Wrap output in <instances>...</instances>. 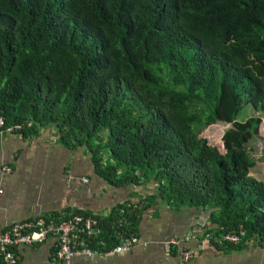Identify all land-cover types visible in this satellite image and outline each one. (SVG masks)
Wrapping results in <instances>:
<instances>
[{
  "label": "trees",
  "instance_id": "16d2710c",
  "mask_svg": "<svg viewBox=\"0 0 264 264\" xmlns=\"http://www.w3.org/2000/svg\"><path fill=\"white\" fill-rule=\"evenodd\" d=\"M248 108L264 112V0H0L6 126L53 128L109 185L155 186L145 205L209 210L216 234L263 244ZM214 124L221 150L201 137ZM139 215L99 221L106 250Z\"/></svg>",
  "mask_w": 264,
  "mask_h": 264
},
{
  "label": "crops",
  "instance_id": "0c3cea01",
  "mask_svg": "<svg viewBox=\"0 0 264 264\" xmlns=\"http://www.w3.org/2000/svg\"><path fill=\"white\" fill-rule=\"evenodd\" d=\"M253 114L261 116V124L259 135L247 145L255 163L249 175L264 182V112L253 110ZM24 123L30 126L22 132L0 135V233L15 223L37 218L63 221L69 215L82 214L98 221L113 219L125 205L127 211L140 213L132 229L134 235H127L137 237L140 243L127 254L114 255L112 247L106 250L108 245L93 241L108 253L75 257L69 264H264V243L259 244L256 238L246 237V244L218 249L203 241L206 232L219 235L208 222L211 211L174 209L160 199L145 205V198L156 194L151 183L111 186L94 173L83 148L70 150L58 140L53 128L23 134L31 127L29 121ZM3 168L10 172L4 173ZM120 227L118 223L115 237L126 236L117 233ZM187 237L191 241L186 243ZM172 241L181 245L173 246ZM180 251L189 253L187 262ZM16 255L15 264H64L54 260L50 239L37 246L17 248Z\"/></svg>",
  "mask_w": 264,
  "mask_h": 264
},
{
  "label": "built area",
  "instance_id": "2783aa9c",
  "mask_svg": "<svg viewBox=\"0 0 264 264\" xmlns=\"http://www.w3.org/2000/svg\"><path fill=\"white\" fill-rule=\"evenodd\" d=\"M30 126L29 123H14L6 126L4 119L0 117V135H13L22 132ZM4 173H9V168H3ZM85 183L86 179L81 178ZM124 211H120L123 215ZM102 231L99 221L82 214H72L63 221H56L54 218H37L31 221H22L11 225L0 233V264H15L17 262V248L33 247L42 244L46 240H51V251L54 260L69 264L75 257L90 258L108 253L104 248L91 249L93 241H100ZM116 244L110 252L114 255L127 254L140 241L135 236L115 237ZM190 242L188 237L185 239ZM203 241L209 243L215 249L235 247L246 244V234L242 230L211 236L204 233ZM183 243V242H182ZM185 243V242H184ZM173 246L181 245L180 241L170 242ZM103 247V246H100ZM182 252V260L187 262L189 253Z\"/></svg>",
  "mask_w": 264,
  "mask_h": 264
},
{
  "label": "rangeland",
  "instance_id": "374dc122",
  "mask_svg": "<svg viewBox=\"0 0 264 264\" xmlns=\"http://www.w3.org/2000/svg\"><path fill=\"white\" fill-rule=\"evenodd\" d=\"M250 113H253L251 108H248L245 111H242L238 117V120L243 121L246 120ZM227 128V125L223 124H214L208 128H206L201 133V137L205 138L210 144L216 146L219 150H221L219 145V138L222 135V132Z\"/></svg>",
  "mask_w": 264,
  "mask_h": 264
},
{
  "label": "bare ground",
  "instance_id": "6f19581e",
  "mask_svg": "<svg viewBox=\"0 0 264 264\" xmlns=\"http://www.w3.org/2000/svg\"><path fill=\"white\" fill-rule=\"evenodd\" d=\"M58 132V131H57Z\"/></svg>",
  "mask_w": 264,
  "mask_h": 264
}]
</instances>
